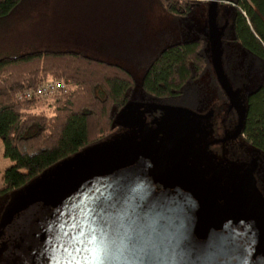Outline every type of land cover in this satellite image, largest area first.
Segmentation results:
<instances>
[{
  "label": "trees",
  "instance_id": "1",
  "mask_svg": "<svg viewBox=\"0 0 264 264\" xmlns=\"http://www.w3.org/2000/svg\"><path fill=\"white\" fill-rule=\"evenodd\" d=\"M221 3L234 9V36L226 38L223 63L246 101L241 134L264 154V0ZM194 4L0 0V138L5 156L13 161L0 198H10L49 168L101 144L112 132L92 142L97 121L111 110L109 128L114 130V120L132 100L153 98L196 111L210 108L209 91L216 79L207 38L176 39L155 19L157 7L180 17ZM49 81L69 87L67 93L40 99L44 105L53 101V111L31 107L39 98L19 99L23 89ZM136 84L140 90L132 96ZM72 86H77L74 93Z\"/></svg>",
  "mask_w": 264,
  "mask_h": 264
},
{
  "label": "water",
  "instance_id": "2",
  "mask_svg": "<svg viewBox=\"0 0 264 264\" xmlns=\"http://www.w3.org/2000/svg\"><path fill=\"white\" fill-rule=\"evenodd\" d=\"M220 2L208 3V57L238 124L209 144L236 138L246 115L224 69ZM135 105L118 118L133 122ZM147 105L165 113L171 138L94 146L14 192L0 220V264H264L258 163L230 179L199 168L191 155L201 115Z\"/></svg>",
  "mask_w": 264,
  "mask_h": 264
},
{
  "label": "flooded vegetation",
  "instance_id": "3",
  "mask_svg": "<svg viewBox=\"0 0 264 264\" xmlns=\"http://www.w3.org/2000/svg\"><path fill=\"white\" fill-rule=\"evenodd\" d=\"M224 37L225 36H223L222 41L226 40ZM211 84H213V87L211 91H209V98L211 97L210 108L201 111L191 109L198 115L203 116V118L200 116V118L197 117L196 119L198 124V140H196L195 150L191 157L193 161L197 162L199 168L207 169L210 172H214L215 168H220V172L224 174L223 178L230 179L232 175H236L232 174L231 170H234L235 173H237L254 162L258 163L259 155L262 156V153L260 151L259 154L256 153L254 148V152L249 150L248 147H246L247 142L245 141L241 132L236 136V138L229 139L225 142L209 144L212 141H218L232 136L238 124V113L235 108H229L230 102L220 87L217 79L216 82L212 81ZM231 85L234 88L233 83H231ZM218 87L221 89V92L219 91ZM222 93L224 96H222ZM238 94L240 96L242 106L247 109L245 99L242 97V94ZM132 102L137 104L134 106L135 115L133 117V122L136 124L135 129L139 128V131H142L145 135L157 134V136L163 135L166 137V139L171 138V133L168 129L161 130V127H163L162 123L165 119V113L158 109L156 111L147 104L154 103L162 106H184L166 104L153 98L133 100ZM209 123H211L214 128H218L219 131L216 132L218 133L216 137L215 135L214 137H210L207 127ZM157 126L158 128H156ZM235 162L239 163L237 168L234 166Z\"/></svg>",
  "mask_w": 264,
  "mask_h": 264
},
{
  "label": "rangeland",
  "instance_id": "4",
  "mask_svg": "<svg viewBox=\"0 0 264 264\" xmlns=\"http://www.w3.org/2000/svg\"><path fill=\"white\" fill-rule=\"evenodd\" d=\"M207 9H208V3H195L192 9L188 12V14L179 17V16L170 15L166 13V11H164L162 8L157 7V11L155 12V19L157 20L158 23H160L161 26L170 28L173 32V35L175 34L174 36L176 39L186 40V39L196 38L198 36H203L206 39L207 38ZM233 11H234L233 6L230 5L229 3H221L219 5L218 28L223 31L224 36H225L224 39L234 36L231 30V27H232L231 20L233 16ZM223 42H224L223 43V46H224L226 44V40H223ZM136 79H137V83L139 84L140 74H137ZM138 84H136L134 90H132V94H131L132 96L135 92L136 93L139 92L140 89L138 87ZM76 87L77 86H72L70 91L74 93L73 91L77 89ZM68 89L69 87H66V90L64 93H67ZM43 98L44 97H40L39 102L34 103L31 107L40 108L46 111L47 110L53 111V107H51L52 105H50V103H53V101L44 105V102H42V100L40 101V99H43ZM132 101H130L129 103H131ZM111 112L112 111L109 110L108 114H106L105 117L102 118V120L99 119L97 121L98 130L95 128L92 142L103 138L105 135L111 132L112 133L109 136L102 139L101 145L109 144V143L110 144L119 143L121 141L127 140L128 138H134V137L140 138L144 136V133L142 131H139V128L135 129L136 124L134 122L129 121L127 119L125 120V119L118 118L117 117L118 113H115V116L117 117L116 121L114 120L115 128L114 130L113 129L111 130V128H109L110 123L113 125V123L110 120ZM207 127H208L210 137L212 136L214 137V135L216 137L218 134L216 132L219 131L218 128H214V126L211 123H209ZM246 147H248L249 150L254 152L255 148L253 149L251 145L246 144ZM87 150L88 149H85L82 152L76 154L75 158H79L85 155L87 153ZM4 152H5L4 144H3L2 139L0 138V188H3L5 186L6 169L9 168L13 164V161L10 158L6 157ZM255 152L259 154V151H257L256 149H255ZM258 165L259 167L257 171L255 172V177L258 181L257 183L258 188L264 195V154H262V156L259 155ZM234 166L235 168H237L239 166V163L235 162ZM53 169L54 168L51 167V169L49 168L48 170L51 171ZM231 173L236 174L234 170H231ZM7 200L9 201V194H4L2 198H0V220H1L4 208L6 207L8 203Z\"/></svg>",
  "mask_w": 264,
  "mask_h": 264
},
{
  "label": "built area",
  "instance_id": "5",
  "mask_svg": "<svg viewBox=\"0 0 264 264\" xmlns=\"http://www.w3.org/2000/svg\"><path fill=\"white\" fill-rule=\"evenodd\" d=\"M194 3H209L211 0H179ZM222 2V0H221ZM66 85L61 81H49L39 85L36 89L25 88L19 95L20 100L30 99L32 97H47L60 92H65Z\"/></svg>",
  "mask_w": 264,
  "mask_h": 264
}]
</instances>
